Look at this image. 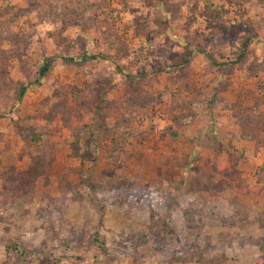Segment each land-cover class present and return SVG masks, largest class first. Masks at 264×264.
I'll list each match as a JSON object with an SVG mask.
<instances>
[{
  "label": "rangeland",
  "instance_id": "obj_1",
  "mask_svg": "<svg viewBox=\"0 0 264 264\" xmlns=\"http://www.w3.org/2000/svg\"><path fill=\"white\" fill-rule=\"evenodd\" d=\"M0 114V264H264V0H0Z\"/></svg>",
  "mask_w": 264,
  "mask_h": 264
},
{
  "label": "trees",
  "instance_id": "obj_2",
  "mask_svg": "<svg viewBox=\"0 0 264 264\" xmlns=\"http://www.w3.org/2000/svg\"><path fill=\"white\" fill-rule=\"evenodd\" d=\"M247 41L244 43V47L246 46ZM243 52L238 56V59H240L241 57H243V53L245 51V49L242 50ZM63 60L65 61H69V62H76L77 60H81V61H86V60H101V59H105V57L101 54H93V53H84L82 54L80 57L78 58H74V57H62ZM211 62L215 65H217L216 60H214L211 56H210ZM186 61V60H185ZM51 63V58L48 57L43 61L42 66L39 67V75L43 76L49 69ZM25 91V88L22 87L20 89L19 95H22L23 92ZM2 115V114H0Z\"/></svg>",
  "mask_w": 264,
  "mask_h": 264
}]
</instances>
